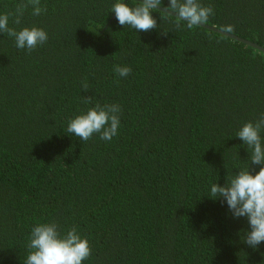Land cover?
<instances>
[{"label":"trees","instance_id":"obj_1","mask_svg":"<svg viewBox=\"0 0 264 264\" xmlns=\"http://www.w3.org/2000/svg\"><path fill=\"white\" fill-rule=\"evenodd\" d=\"M23 2L0 0V14ZM113 3L40 0V15L10 16L46 31L31 52L0 33V264H24L40 223L75 227L82 264H264V242L242 240L247 218L208 196L248 166L236 134L264 114V51L158 9V27L136 31ZM199 3L213 9L204 24L264 48V0ZM97 104L120 106L111 140L66 132Z\"/></svg>","mask_w":264,"mask_h":264},{"label":"clouds","instance_id":"obj_2","mask_svg":"<svg viewBox=\"0 0 264 264\" xmlns=\"http://www.w3.org/2000/svg\"><path fill=\"white\" fill-rule=\"evenodd\" d=\"M162 0H139L136 6H130L123 0H115L111 12L121 26L128 25L136 31H150L158 27L152 10L159 8ZM32 7L33 15H40L45 9L40 6V0H27L19 3L14 13L0 14V33L14 39L18 49L34 50L38 45L47 41V33L41 28L22 27L17 30L9 27V17L14 16L13 23L19 25L24 10ZM170 9L187 22L191 29L208 20L213 14L211 6H203L199 0H168ZM179 27V25H177ZM232 26H226L231 32ZM114 72L120 77H127L131 68L114 65ZM81 89L87 91V83H82ZM85 103L91 102V97H84ZM121 111L117 104L96 105L88 108L67 123L66 132L88 141L93 134H99L102 140H111L120 124L118 113ZM264 129V114L255 121L245 122L236 136L250 148L251 155L248 166L238 170L227 183H213L209 197L222 198L226 202L234 218L246 217L249 229L245 231L243 242L253 249L264 242V144L261 130ZM259 165V170L251 166ZM29 252L24 264H82L91 254L86 238H82L73 227L65 235H61L55 223H40L31 230L30 241L27 245Z\"/></svg>","mask_w":264,"mask_h":264},{"label":"water","instance_id":"obj_3","mask_svg":"<svg viewBox=\"0 0 264 264\" xmlns=\"http://www.w3.org/2000/svg\"><path fill=\"white\" fill-rule=\"evenodd\" d=\"M126 1H128V0H123V2H126ZM131 1H135V2H138L139 3V0H131ZM157 9L158 10H161V11H165L166 13L171 14V15H177L174 11H170V10H168L166 8L161 7V6H159V8H157ZM199 25H201V26H203L205 28H209L210 30H212L214 32L221 33V34H223V35H225L227 37H230L232 39L242 41V42H244V43H246L248 45L254 46V47L259 48L260 50L264 51V48L261 47V46H258L257 44L252 43V42H249V41H246V40H243V39L239 38L238 36L233 35L231 33H228V32L222 31V30H219V29H217L214 26H210V25H207V24H204V23H201Z\"/></svg>","mask_w":264,"mask_h":264}]
</instances>
